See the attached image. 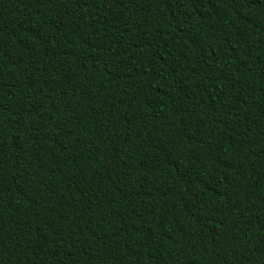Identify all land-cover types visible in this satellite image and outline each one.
I'll list each match as a JSON object with an SVG mask.
<instances>
[{
  "label": "trees",
  "instance_id": "1",
  "mask_svg": "<svg viewBox=\"0 0 264 264\" xmlns=\"http://www.w3.org/2000/svg\"><path fill=\"white\" fill-rule=\"evenodd\" d=\"M0 264H264V0H0Z\"/></svg>",
  "mask_w": 264,
  "mask_h": 264
}]
</instances>
